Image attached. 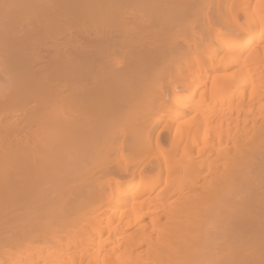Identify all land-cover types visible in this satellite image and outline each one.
Here are the masks:
<instances>
[{
  "label": "bare ground",
  "instance_id": "6f19581e",
  "mask_svg": "<svg viewBox=\"0 0 264 264\" xmlns=\"http://www.w3.org/2000/svg\"><path fill=\"white\" fill-rule=\"evenodd\" d=\"M0 264H264V0H0Z\"/></svg>",
  "mask_w": 264,
  "mask_h": 264
}]
</instances>
